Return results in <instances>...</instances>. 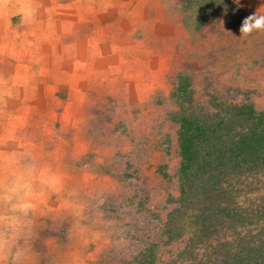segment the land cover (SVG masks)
<instances>
[{"label": "rangeland", "instance_id": "1", "mask_svg": "<svg viewBox=\"0 0 264 264\" xmlns=\"http://www.w3.org/2000/svg\"><path fill=\"white\" fill-rule=\"evenodd\" d=\"M233 1L203 22L181 0H0V264L127 263L118 207L178 195L182 77L207 110L264 111V33H240L264 0Z\"/></svg>", "mask_w": 264, "mask_h": 264}, {"label": "trees", "instance_id": "2", "mask_svg": "<svg viewBox=\"0 0 264 264\" xmlns=\"http://www.w3.org/2000/svg\"><path fill=\"white\" fill-rule=\"evenodd\" d=\"M203 22L233 0H181ZM197 11V13H195ZM179 80L178 195L159 206L121 204L131 244L126 264H264V111L248 101L194 103ZM123 212V213H122Z\"/></svg>", "mask_w": 264, "mask_h": 264}, {"label": "clouds", "instance_id": "3", "mask_svg": "<svg viewBox=\"0 0 264 264\" xmlns=\"http://www.w3.org/2000/svg\"><path fill=\"white\" fill-rule=\"evenodd\" d=\"M241 39L245 37H252L255 34L264 33V13L260 11V9L249 16H247L241 24L240 27ZM19 207L27 212L29 209L33 207V205L29 202H23L19 205Z\"/></svg>", "mask_w": 264, "mask_h": 264}]
</instances>
